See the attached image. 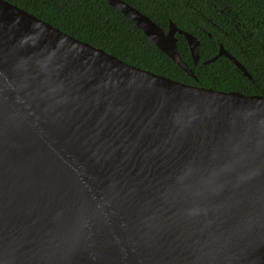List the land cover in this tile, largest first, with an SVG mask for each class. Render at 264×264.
Instances as JSON below:
<instances>
[{
    "label": "water",
    "instance_id": "1",
    "mask_svg": "<svg viewBox=\"0 0 264 264\" xmlns=\"http://www.w3.org/2000/svg\"><path fill=\"white\" fill-rule=\"evenodd\" d=\"M191 76L200 40L106 0ZM227 56L246 67L220 44ZM0 264H264V96L124 62L0 0Z\"/></svg>",
    "mask_w": 264,
    "mask_h": 264
},
{
    "label": "trees",
    "instance_id": "2",
    "mask_svg": "<svg viewBox=\"0 0 264 264\" xmlns=\"http://www.w3.org/2000/svg\"><path fill=\"white\" fill-rule=\"evenodd\" d=\"M7 1L142 69L188 84L264 96V0H125L164 30L173 21L200 40V60L195 64L186 37L177 35L179 54L196 77L106 0ZM220 44L252 78L225 55L204 63L217 54Z\"/></svg>",
    "mask_w": 264,
    "mask_h": 264
}]
</instances>
